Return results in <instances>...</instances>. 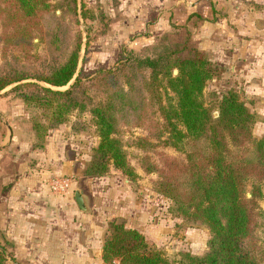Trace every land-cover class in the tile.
I'll return each mask as SVG.
<instances>
[{"label":"trees","instance_id":"1","mask_svg":"<svg viewBox=\"0 0 264 264\" xmlns=\"http://www.w3.org/2000/svg\"><path fill=\"white\" fill-rule=\"evenodd\" d=\"M73 4L76 6V0ZM22 6L29 8V13L33 10L26 1ZM142 51L146 52L144 56L130 53L119 65L121 68L111 73L113 78L120 73L125 87L96 105L88 98L80 75L64 91L35 83L20 84L36 80L55 88L67 86L76 74L79 48L47 77H0V92L11 87L8 93H16L27 107L43 113L30 121L33 146L38 149L43 148L50 132L64 125L73 112L78 117L72 130L87 131L80 113H86L88 103L91 104L88 112L99 142L91 150L83 176L101 179L114 170L132 181L136 174L117 138L121 118L131 114L137 120L142 119L139 110L148 88L157 92L164 83V88L176 98L171 110L160 109L171 140L178 147L184 140H189L191 145L185 162L167 164L166 177L160 181L158 190L173 201L180 216L208 228V251L201 257L186 254L178 263L170 262L147 244L141 232L113 221L103 240V263L116 260L119 264H264V251L259 253L255 247L256 218L262 215L258 202L264 199V136L258 140L252 138L255 115L240 101L238 93L229 89L218 100V116L213 118L202 101V94L206 82L216 79L219 73L207 54L188 40L169 47L165 40L161 43L159 39ZM124 68L131 71L130 75ZM174 70L178 72L176 76H172ZM145 71L147 77L136 79V75ZM24 90L27 92L23 93ZM158 104L161 106L159 101ZM201 144L204 150L197 153ZM142 169L144 173L152 172L148 165H142ZM249 180L252 184L247 199L245 184Z\"/></svg>","mask_w":264,"mask_h":264},{"label":"rangeland","instance_id":"2","mask_svg":"<svg viewBox=\"0 0 264 264\" xmlns=\"http://www.w3.org/2000/svg\"><path fill=\"white\" fill-rule=\"evenodd\" d=\"M23 1H26L29 7H33L31 14L28 12L29 8L22 6ZM117 4L118 0H108L107 4L102 3L101 0H76V6L73 0H0V77L6 75L47 77L54 69L64 64L71 52L79 48L76 74L67 86L55 88L36 80H27L20 84L35 83L40 87L64 91L73 84L75 77L80 75L89 94L88 98L93 105H96L107 101L112 93L125 87L120 73L117 72L114 78L111 73H116V69L118 71L121 68L119 65L130 53L144 56L146 52L142 50L155 45L159 39L161 43L165 40L169 47L178 46L188 40L191 45L198 48L197 35L179 29L178 5L173 9L174 11H170V17L165 20L164 27L157 24L159 21L156 19L150 21L149 27H146L140 35H132L123 34L122 30L118 29V25L123 21L119 19L122 13L117 12ZM257 5L255 0H250L245 5L247 13L249 9L257 10ZM168 7L171 8L173 5L170 4ZM225 7L226 4L219 7V13L225 11ZM205 20L207 19H201V21ZM124 24L127 25V21H124ZM201 51L207 54L210 63L219 73L216 79L205 84L202 94L205 107L210 110L213 118H217L218 100L224 92L233 89L238 93L240 101L245 103L255 115L252 138L260 139L264 136L262 131L264 126L258 123L260 121L264 123V117L260 119L254 112L259 101L252 99L253 96L248 92L250 87L255 86V83H251L254 78H247V84L241 81L245 79L244 64H252L254 61L237 57L225 61L222 55L214 54L213 51ZM124 70L130 75L131 71L128 68ZM177 74L178 72L174 70L172 76ZM141 76L147 77L148 71L136 75V79H140ZM134 86L138 89V84L135 83ZM164 87L163 83L157 92L148 88L144 96V105L139 110L143 113V118L137 120L131 114L127 115V118H121L117 138L121 141L128 162L136 174L132 181L124 176L129 182L128 188L134 191L136 201L137 198L147 200V197L151 200V217L148 218L150 233H146L145 240L168 261L178 263L186 254L204 256L208 251L210 234L205 225L180 216L175 211L173 201L160 194L158 190L160 181L166 177L167 164L178 160L185 162L187 159L185 155L189 151L188 145H191L189 140H184L178 147V144H174L171 140L160 109L164 107L165 110H171L176 104V98ZM10 89L11 87H8L0 92V140L6 130L1 123H7L9 127L24 125L32 131L31 119L43 114L32 107H27L24 100L16 93H8ZM26 92L24 90L23 93ZM90 108L91 104L88 103L87 112L80 113L81 119L86 121L87 131L83 133L89 149L97 139L99 142L96 128L88 112ZM77 117L78 113L73 112L65 124L71 121V124H74L77 122ZM95 147L90 149V153ZM197 149V153L202 152L204 145L197 146ZM195 157L194 155L193 159ZM142 165H148L152 172L144 173ZM111 172L112 170L108 175ZM251 184V180L245 184L247 199L250 198ZM258 206L262 215L256 218L255 247L259 253H263V198L258 202ZM114 221L125 224L121 219ZM2 238L0 264H29L28 260L21 261L16 256L18 250L14 240ZM113 262L119 264L116 260L110 264Z\"/></svg>","mask_w":264,"mask_h":264},{"label":"crops","instance_id":"3","mask_svg":"<svg viewBox=\"0 0 264 264\" xmlns=\"http://www.w3.org/2000/svg\"><path fill=\"white\" fill-rule=\"evenodd\" d=\"M249 1L118 0L117 12L122 13L119 19L123 21L118 29L140 35L156 19L164 27L178 5L179 29L197 35L198 48L222 55L225 61L236 57L254 61L244 64L245 79L241 81L247 84V78H254L251 83L255 86L248 92L259 101L254 112L262 119L264 0H255L257 10L247 13ZM225 4V11L219 13ZM71 122L51 131L39 149L33 146L29 127L1 123L6 130L0 140V239L14 240L16 256L29 264H104L103 240L115 219L125 221L126 227L145 238L150 233V197L136 201L128 180L113 170L101 179L83 176L90 149L97 146L98 139L89 149L85 134L74 132ZM258 124L264 126L263 121ZM62 177L71 179L70 188L63 194L51 191L50 180ZM78 186L88 197L90 213L82 212L75 200Z\"/></svg>","mask_w":264,"mask_h":264},{"label":"built area","instance_id":"4","mask_svg":"<svg viewBox=\"0 0 264 264\" xmlns=\"http://www.w3.org/2000/svg\"><path fill=\"white\" fill-rule=\"evenodd\" d=\"M71 182H72L71 179L68 177L51 179L49 182L50 189L51 191L57 194H63L70 188ZM113 264H118V263L113 262Z\"/></svg>","mask_w":264,"mask_h":264},{"label":"water","instance_id":"5","mask_svg":"<svg viewBox=\"0 0 264 264\" xmlns=\"http://www.w3.org/2000/svg\"><path fill=\"white\" fill-rule=\"evenodd\" d=\"M75 200L80 207V210L84 213H90V206L88 197L84 194L80 186L77 187L75 192Z\"/></svg>","mask_w":264,"mask_h":264}]
</instances>
